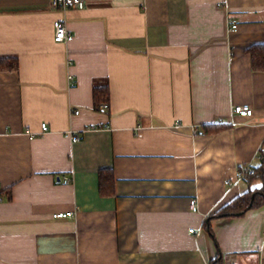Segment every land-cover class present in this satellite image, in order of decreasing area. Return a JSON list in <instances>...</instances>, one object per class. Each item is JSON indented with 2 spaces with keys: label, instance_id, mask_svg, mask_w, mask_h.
Returning a JSON list of instances; mask_svg holds the SVG:
<instances>
[{
  "label": "crops",
  "instance_id": "1",
  "mask_svg": "<svg viewBox=\"0 0 264 264\" xmlns=\"http://www.w3.org/2000/svg\"><path fill=\"white\" fill-rule=\"evenodd\" d=\"M56 20L72 40L55 41ZM254 44L264 0H0V57L20 61L0 70V264H264V204L210 219L263 183L239 178L264 150Z\"/></svg>",
  "mask_w": 264,
  "mask_h": 264
},
{
  "label": "trees",
  "instance_id": "2",
  "mask_svg": "<svg viewBox=\"0 0 264 264\" xmlns=\"http://www.w3.org/2000/svg\"><path fill=\"white\" fill-rule=\"evenodd\" d=\"M248 52L252 54V66H254L256 70L264 71V45L254 44L248 49ZM19 65L20 61L17 57H0V70H17L19 69ZM94 86L95 105L99 109L103 103L110 102V85L96 82ZM225 127L226 124H211V126L205 128V133L217 132ZM255 166V174L250 175L249 179L260 178L263 182L262 185L242 193L241 196L236 197L226 206L222 207L220 211L216 212L210 219L214 216H241L249 209L257 208V206L264 204V150L262 153V162ZM115 182L116 176L113 169L100 170L99 186L103 194L113 195L116 188ZM206 225H208L207 222ZM210 264H224L223 257L217 256Z\"/></svg>",
  "mask_w": 264,
  "mask_h": 264
},
{
  "label": "built area",
  "instance_id": "3",
  "mask_svg": "<svg viewBox=\"0 0 264 264\" xmlns=\"http://www.w3.org/2000/svg\"><path fill=\"white\" fill-rule=\"evenodd\" d=\"M51 2L53 3L54 7L57 8H84L86 6V0H51ZM228 24L230 26V30L231 31H236L239 28V23L238 20L236 18H230L228 19ZM54 30H55V41L57 42H64V41H70L74 38V34L72 33L71 30L68 29L67 23L66 21L63 20H56L54 23ZM70 79H73V75L69 76ZM110 107V104L108 102L103 103L101 105V108L103 110H108ZM235 113H237L238 115L240 114L241 116H245V117H251L254 114V110L252 108V106L248 103H239L238 105H234L233 107ZM75 113H79V110H76ZM180 125V123L178 124ZM49 126L48 123L43 122L41 124V131L43 133L47 132ZM194 132L196 133L197 130L194 129ZM68 135L71 136L73 141H78L79 140V136L73 132L72 130H70L68 132ZM33 137V136H31ZM256 171V167L248 164L246 166H243L240 171H239V178H243V179H248L250 175L255 174ZM70 178L65 177L64 181L65 182H69ZM228 182H230L229 180H227ZM191 210L198 212L199 210V201L197 198H193L191 200ZM53 216L55 218L57 217H63V218H67V217H71L74 216V211H57L56 213L53 214ZM191 231H194V229H191Z\"/></svg>",
  "mask_w": 264,
  "mask_h": 264
}]
</instances>
